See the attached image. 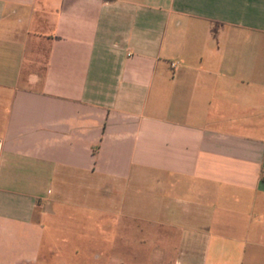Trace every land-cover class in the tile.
Wrapping results in <instances>:
<instances>
[{"label": "crops", "instance_id": "0c3cea01", "mask_svg": "<svg viewBox=\"0 0 264 264\" xmlns=\"http://www.w3.org/2000/svg\"><path fill=\"white\" fill-rule=\"evenodd\" d=\"M75 187L179 264L264 249V0H0V247Z\"/></svg>", "mask_w": 264, "mask_h": 264}, {"label": "rangeland", "instance_id": "374dc122", "mask_svg": "<svg viewBox=\"0 0 264 264\" xmlns=\"http://www.w3.org/2000/svg\"><path fill=\"white\" fill-rule=\"evenodd\" d=\"M77 186V185H76ZM99 204L75 187L68 195L51 194L41 202L31 225H21V245L16 252L8 249L16 238L0 234L9 245L0 247V259H13L32 251L34 264H179L181 251L188 247L167 245L162 230H149L143 220L130 221L120 228V216L113 199ZM101 202V200H100ZM216 231V230H215ZM211 232V231H209ZM211 234H214L212 229ZM172 238V237H171ZM214 238V237H213ZM222 241L214 238L213 242ZM173 242V240H169ZM217 246V245H215ZM212 247V251L215 249ZM200 247V246H199ZM219 247V246H218ZM204 249V247H201ZM249 247L238 241L227 245L214 264H264V249L251 256ZM27 252V253H26ZM207 264H213L209 260Z\"/></svg>", "mask_w": 264, "mask_h": 264}, {"label": "built area", "instance_id": "2783aa9c", "mask_svg": "<svg viewBox=\"0 0 264 264\" xmlns=\"http://www.w3.org/2000/svg\"><path fill=\"white\" fill-rule=\"evenodd\" d=\"M176 64L175 63H172L171 66L174 67Z\"/></svg>", "mask_w": 264, "mask_h": 264}]
</instances>
